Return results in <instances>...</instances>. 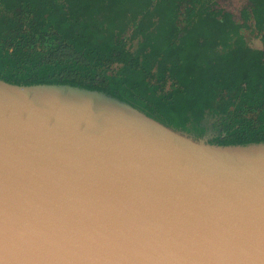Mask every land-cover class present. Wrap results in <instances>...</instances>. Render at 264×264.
<instances>
[{"label": "water", "instance_id": "obj_1", "mask_svg": "<svg viewBox=\"0 0 264 264\" xmlns=\"http://www.w3.org/2000/svg\"><path fill=\"white\" fill-rule=\"evenodd\" d=\"M0 264H264V141L0 79Z\"/></svg>", "mask_w": 264, "mask_h": 264}, {"label": "trees", "instance_id": "obj_2", "mask_svg": "<svg viewBox=\"0 0 264 264\" xmlns=\"http://www.w3.org/2000/svg\"><path fill=\"white\" fill-rule=\"evenodd\" d=\"M222 2L0 0V79L102 91L211 143L262 142L264 0L237 16Z\"/></svg>", "mask_w": 264, "mask_h": 264}, {"label": "rangeland", "instance_id": "obj_3", "mask_svg": "<svg viewBox=\"0 0 264 264\" xmlns=\"http://www.w3.org/2000/svg\"><path fill=\"white\" fill-rule=\"evenodd\" d=\"M244 4V0H223L222 5L225 6L228 9H231L234 12V15L237 16V9ZM248 41L252 45H259V39L256 38L251 33H248ZM214 131V130H213ZM214 133V132H213Z\"/></svg>", "mask_w": 264, "mask_h": 264}]
</instances>
